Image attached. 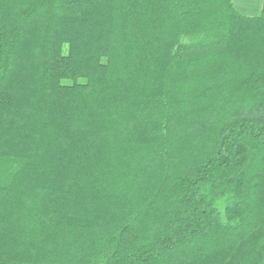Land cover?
Segmentation results:
<instances>
[{"label":"trees","instance_id":"1","mask_svg":"<svg viewBox=\"0 0 264 264\" xmlns=\"http://www.w3.org/2000/svg\"><path fill=\"white\" fill-rule=\"evenodd\" d=\"M0 0V264H264V0Z\"/></svg>","mask_w":264,"mask_h":264},{"label":"crops","instance_id":"2","mask_svg":"<svg viewBox=\"0 0 264 264\" xmlns=\"http://www.w3.org/2000/svg\"><path fill=\"white\" fill-rule=\"evenodd\" d=\"M232 4L238 13L247 17L259 15L263 7L262 0H243L241 3L240 0H237L236 3L232 0Z\"/></svg>","mask_w":264,"mask_h":264},{"label":"rangeland","instance_id":"3","mask_svg":"<svg viewBox=\"0 0 264 264\" xmlns=\"http://www.w3.org/2000/svg\"><path fill=\"white\" fill-rule=\"evenodd\" d=\"M235 1V3L237 2V0H234ZM243 0H240V3L242 2ZM249 1H251V0H249Z\"/></svg>","mask_w":264,"mask_h":264}]
</instances>
